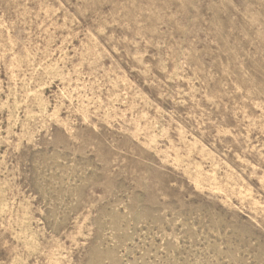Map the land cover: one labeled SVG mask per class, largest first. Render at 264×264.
Listing matches in <instances>:
<instances>
[{"label":"rangeland","instance_id":"374dc122","mask_svg":"<svg viewBox=\"0 0 264 264\" xmlns=\"http://www.w3.org/2000/svg\"><path fill=\"white\" fill-rule=\"evenodd\" d=\"M0 264H264V0H0Z\"/></svg>","mask_w":264,"mask_h":264}]
</instances>
